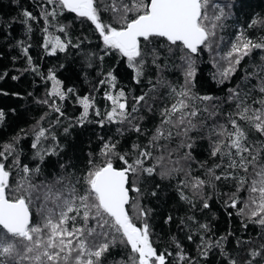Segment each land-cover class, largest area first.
Instances as JSON below:
<instances>
[{
    "label": "snow or ice",
    "instance_id": "snow-or-ice-1",
    "mask_svg": "<svg viewBox=\"0 0 264 264\" xmlns=\"http://www.w3.org/2000/svg\"><path fill=\"white\" fill-rule=\"evenodd\" d=\"M46 5L52 7L41 13L46 25L45 33H48L49 17L54 20L57 16V7L86 18L102 38L104 54L115 52L119 57L125 58L126 66L133 71L136 84L141 82L146 65L162 70L173 59L179 60L178 68L184 82L177 89L163 78L158 77L155 82L149 80V91L153 96H149L147 92L132 96L130 105L123 88H116L115 69L109 70L105 78L98 82L100 85L107 83L110 86V91L105 93L110 107L104 112L103 119L98 121L101 127L105 121L120 125L127 123L131 130L144 135L138 123L144 117L136 114L142 108L148 112L153 111L152 101L157 90L160 87L168 88L175 102L170 108L162 106L159 112L161 126L155 128L147 145L133 144L125 152L117 150L118 141H105L101 147L102 164L96 166L90 158L88 164L92 167L85 171L81 179H69V170L59 179L35 184L31 180L33 169L24 165L21 168L18 192H13L12 198H9L6 190H10V172L6 170L3 161L11 155L14 147L12 144L6 145L0 151V233L5 234L4 239L0 240V264H108L109 259L112 264H168L166 257L172 253H158L153 247L147 222L151 209L130 197V191L141 195L143 192L130 181L129 176L137 180L141 176L154 175L164 178L170 171L182 170L168 169L166 165H162L163 155L153 157V149L159 146L158 142L169 141L174 135L183 139L177 149H168L169 156L171 152L182 148L185 151L179 159H191L194 138L189 134L197 130L200 122L196 117L201 114V109L191 102H202L203 112L209 115H213L217 107L214 103L216 97L193 92L199 71L197 61L205 51L215 53L214 46L219 43L217 32L223 29L224 21L231 14L228 5H221L217 0H108V3H103L102 0H46ZM102 12L111 13V22H104ZM23 15L26 18L25 24L37 19L27 10ZM253 25L264 26V18L253 19L248 27ZM28 31H31V25H28ZM57 31L67 36L64 26H59ZM235 41L227 54L221 57L228 61V66L218 67L217 82L224 83L239 70L244 72V79L249 83L243 88L238 85L228 89L227 101L233 102L235 111L227 114L224 123L217 122L207 129L212 142L209 155L218 156L219 160L214 167L205 169L206 178L203 179L192 177L191 166L188 165L183 169L186 179L179 181L178 191L181 199L192 204V199L184 194V189L190 187L193 196L201 200V207L207 209L210 207L207 202L210 197L203 194L205 187H215L217 181L230 180L233 187L224 194L225 207L235 209V215L242 218V223L246 219L248 223H255L264 229V38L254 42L241 31ZM70 45L79 47V44L72 45L71 39H61L51 33H48L43 43L46 54L50 56L66 52ZM28 47L30 45L23 48L25 55ZM254 50L261 53L260 63L249 72L240 67L241 61ZM99 59L103 60V56ZM28 64L31 71L40 74L38 68L32 65L30 56ZM47 80L52 81L51 90L47 98L38 103L47 105L51 111L63 116L57 100L66 99L68 93L74 94V90L64 89L62 82L52 71H49ZM253 93H258V96L252 95ZM209 101L213 103H206ZM79 103L82 106L78 121L81 125L90 112L97 117L101 116L94 100L88 96L81 98ZM3 119L4 113L0 111V122ZM165 125L168 127L165 128ZM34 127V142L30 147L36 150V155L43 160L45 155L59 154L62 147L55 135L50 133L48 126H41L40 121H37ZM173 129L176 130L175 133ZM123 130L118 129L120 132ZM49 139L53 146L43 148L42 141ZM14 140L18 143L19 137H14ZM163 147L166 148V145ZM113 159H118L122 167H115ZM150 160L154 162L148 164ZM15 163L19 164L18 159ZM200 166L203 167V164ZM217 168L221 170L219 174L215 171ZM34 171L39 172L40 169L36 168ZM151 195L155 196L156 192L152 191ZM33 205L36 207L35 222L31 210ZM133 207L137 216L143 220L140 227L133 223L129 215ZM233 214L228 213L229 216ZM171 219L169 216L168 221ZM248 223H243V227L247 228ZM200 227L210 230L207 224ZM116 234H119V239ZM225 239L226 237H220L213 244L205 241L201 235V256L207 259L209 251L216 247L224 258V264H264V232L255 241L236 242L241 249L239 259L225 251ZM188 240H192L191 235ZM245 243L247 247L243 246ZM118 244L129 248V255L113 256L112 250ZM176 247L181 261L187 260L188 264H194L178 243Z\"/></svg>",
    "mask_w": 264,
    "mask_h": 264
},
{
    "label": "trees",
    "instance_id": "trees-1",
    "mask_svg": "<svg viewBox=\"0 0 264 264\" xmlns=\"http://www.w3.org/2000/svg\"><path fill=\"white\" fill-rule=\"evenodd\" d=\"M102 2L108 3V0H102ZM217 2L221 5H228L231 14L224 21L223 29L217 32L219 43L214 46L215 53L210 54L205 51L199 56L197 82L193 88V92L198 95L217 98L214 101L217 105L214 114L204 113L202 102L198 100L191 102L201 109V114L196 117V120L200 122L197 130L189 134L194 138L190 160L179 159L181 153L185 151L182 148L171 152L169 156L168 149H177L183 139L180 136L174 135L169 141L161 140L158 142L159 146L153 149L154 158L160 155L164 156L162 165H166L168 169L179 168L182 170L170 171L169 175L164 178L154 175L141 176L137 180L135 177L129 176L130 181L138 185L143 192L141 195L130 191L131 197L151 209L147 222L153 247L157 249L158 253H172L166 257L168 264H188L187 260L179 259L177 243L183 249V253L192 258L194 264H224V258L216 247L209 251L207 259L201 256L199 250L201 235L204 236L205 241H211L213 244L220 237H226L223 241L225 251L239 259L241 249L236 242L238 240L242 242L255 241L264 232V229L259 225L248 223L246 219L243 220V223H248V227L244 228L242 218L235 215L236 210L225 207L226 197L224 194L232 190L233 187L230 180L217 181L215 187H205L203 194L210 197L207 201L210 207L207 209L201 207V200L193 196L190 187L184 189V194L192 199V204L181 199L178 191L179 181L186 179L183 169L188 165L191 166L192 177L203 179L206 178L205 169L214 167L219 160L218 156L211 157L209 155L212 142L208 137L207 129L217 122L224 123L227 114L235 111L232 107L233 102L227 101L228 89L238 85L243 88L249 83L244 79V72L239 70L229 80L218 83V67L228 66V61L221 57L227 54L231 44L236 42L237 34L241 31L245 37L251 38L254 42L264 38V26L248 27L253 19L264 18V0H217ZM51 7L46 5V0H0V76H2L0 78V111L4 113V119L0 122V151H3L8 144H12L14 147L11 155H8L7 160L3 161L6 170L10 172V190H6L9 198H12L13 192H18L22 175L21 168L24 165L33 169L34 174L31 176V180L35 184L51 182L54 178L59 179L65 176L69 170L71 171L69 179L72 177L81 179L85 171L92 167L88 164L90 158L93 159L96 166L102 164L101 147L105 141H118L117 150L125 152H128L133 144H148L155 128L161 126L159 112L162 106L170 108L171 104L175 102L174 96L170 94L168 88L160 87L153 97V111L148 112L142 108L136 114L144 117L142 121H138L144 135L131 130L127 123L120 125L105 121L104 126L101 127L98 121L103 119L104 112L110 107V101L105 99V93L110 91V86L107 83L100 85L98 82L105 78L109 70L115 69L116 88H123L129 98L130 105L132 96L145 92L149 96H153V93L149 91L151 88L149 80L155 82L158 77L163 78L171 82L177 89L184 82V77L178 68L179 60L173 59L162 70L146 65L141 82L136 84L133 80V71L126 66L125 58L119 57L115 52H111L109 55L104 54L105 47L102 38L94 25L86 18L78 17L75 13L60 7H57V16L54 20L49 17L48 33L60 36L61 39H71L72 45L79 44V47L70 45L66 52H57L55 56L47 55L43 43L48 33L44 32L46 25L41 13ZM25 10L31 12L37 19L25 24L26 18L23 15ZM101 15L105 23L111 22V13L102 12ZM28 25H31V31H28ZM59 26L65 27L67 36L57 31ZM28 45L30 47L25 55L23 48ZM214 55L215 60H213ZM29 56L32 58V65L38 68L40 74L31 71L28 64ZM100 56H103V60L99 59ZM260 56L261 53L258 50L252 51L250 56L244 57L240 67L249 72L252 71L253 67L260 63ZM49 71L55 73L64 89L72 88L74 90V94L68 93L66 99L57 100L64 113L63 116L51 111L47 105L38 103V101L47 98L48 92L51 90L52 81L47 80ZM13 77H18V79H13ZM113 94L115 95V93ZM252 95L258 96V93ZM85 96L94 100L95 107L101 111V116L97 117L90 112L81 125L78 122L82 114L79 100ZM252 106L258 107V105ZM37 121H40L41 126H48L50 133L55 135L62 147L59 154H48L41 160L36 155V150L30 147L34 142V126ZM118 129L124 130L120 132ZM175 131L173 129L174 133ZM17 136L19 137L18 143L14 140V137ZM164 145L166 148L163 147ZM52 146L53 142L50 139L42 141L43 148ZM17 159L18 165L15 163ZM112 162L115 167H122L118 159H113ZM153 162L150 160L148 164ZM201 164L203 167L200 166ZM61 165L65 167L62 168ZM36 168H39L40 171L35 172ZM159 171L160 166L158 165L157 172ZM215 171L219 174L221 170L217 168ZM152 191L156 192L155 196L151 195ZM31 210L34 213L35 222V205ZM229 212L234 214L229 216ZM129 215L137 227L142 225L143 220L137 216L134 207L129 211ZM169 216L172 217L170 221H168ZM204 224H207L210 230L200 227ZM116 235L119 239V234ZM189 235L192 236V240H188ZM4 237L5 234L0 233V240ZM243 246L247 247L248 245L245 243ZM129 253V248L119 244L112 250V255L117 257H126ZM34 263L39 264V262ZM108 264H112L111 259Z\"/></svg>",
    "mask_w": 264,
    "mask_h": 264
},
{
    "label": "water",
    "instance_id": "water-1",
    "mask_svg": "<svg viewBox=\"0 0 264 264\" xmlns=\"http://www.w3.org/2000/svg\"><path fill=\"white\" fill-rule=\"evenodd\" d=\"M130 197H131V193H129Z\"/></svg>",
    "mask_w": 264,
    "mask_h": 264
},
{
    "label": "bare ground",
    "instance_id": "bare-ground-1",
    "mask_svg": "<svg viewBox=\"0 0 264 264\" xmlns=\"http://www.w3.org/2000/svg\"><path fill=\"white\" fill-rule=\"evenodd\" d=\"M96 33V32H95ZM119 89V88H118ZM178 116V115H177ZM35 264V263H34Z\"/></svg>",
    "mask_w": 264,
    "mask_h": 264
}]
</instances>
